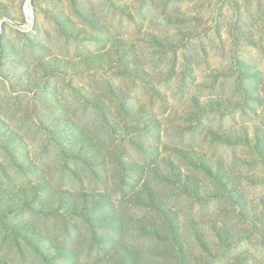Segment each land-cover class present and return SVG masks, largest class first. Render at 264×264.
Listing matches in <instances>:
<instances>
[{
  "label": "rangeland",
  "instance_id": "1",
  "mask_svg": "<svg viewBox=\"0 0 264 264\" xmlns=\"http://www.w3.org/2000/svg\"><path fill=\"white\" fill-rule=\"evenodd\" d=\"M0 264H264V0H0Z\"/></svg>",
  "mask_w": 264,
  "mask_h": 264
}]
</instances>
